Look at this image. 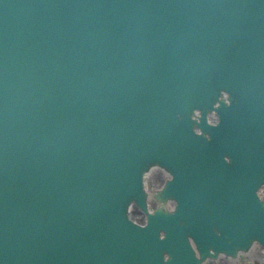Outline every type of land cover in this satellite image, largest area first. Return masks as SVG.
Here are the masks:
<instances>
[{
    "label": "water",
    "instance_id": "water-1",
    "mask_svg": "<svg viewBox=\"0 0 264 264\" xmlns=\"http://www.w3.org/2000/svg\"><path fill=\"white\" fill-rule=\"evenodd\" d=\"M152 163L180 202L140 226ZM262 183L264 0H0V264H194L221 226L236 254Z\"/></svg>",
    "mask_w": 264,
    "mask_h": 264
},
{
    "label": "bare ground",
    "instance_id": "bare-ground-1",
    "mask_svg": "<svg viewBox=\"0 0 264 264\" xmlns=\"http://www.w3.org/2000/svg\"><path fill=\"white\" fill-rule=\"evenodd\" d=\"M209 120L217 121L218 116L214 111L210 112L208 114ZM169 174L168 171L161 167L152 166L148 171L145 172L144 175V187L147 194L146 199V208H143L139 206L138 204L134 203L129 208V218L131 220H134L136 222L143 221V223L146 221L147 213L155 208V203L162 204L163 207L172 209L175 205V201H171L168 199L161 200L159 199L155 192H154V183L160 178L166 179V176ZM163 185V182L159 181L158 189H160ZM259 193L261 194V197L264 199V186L259 190ZM159 200L161 202H159ZM164 201V202H163ZM139 217H142V220L139 219ZM259 250L261 251V256L259 255ZM259 256L264 259V249L259 244H253L252 247L249 250L239 252L235 257H230L228 255H222L220 254L218 257H216L213 260H207L205 259V264H246L245 262L247 260L253 261L255 264Z\"/></svg>",
    "mask_w": 264,
    "mask_h": 264
},
{
    "label": "rangeland",
    "instance_id": "rangeland-1",
    "mask_svg": "<svg viewBox=\"0 0 264 264\" xmlns=\"http://www.w3.org/2000/svg\"><path fill=\"white\" fill-rule=\"evenodd\" d=\"M163 178L158 179L157 181L153 182L154 183V189L158 188L159 185V181L161 183ZM140 220H142V217H139ZM259 255L261 256V251L259 250ZM259 256V258L257 259L256 263L260 264L262 262V258ZM245 263H248L247 261Z\"/></svg>",
    "mask_w": 264,
    "mask_h": 264
}]
</instances>
